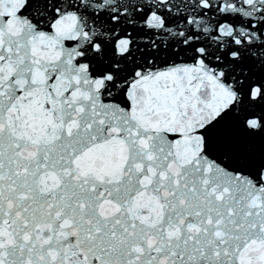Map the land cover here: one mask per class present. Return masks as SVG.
I'll list each match as a JSON object with an SVG mask.
<instances>
[{"label":"snow or ice","instance_id":"snow-or-ice-1","mask_svg":"<svg viewBox=\"0 0 264 264\" xmlns=\"http://www.w3.org/2000/svg\"><path fill=\"white\" fill-rule=\"evenodd\" d=\"M0 264H264V0H0Z\"/></svg>","mask_w":264,"mask_h":264}]
</instances>
